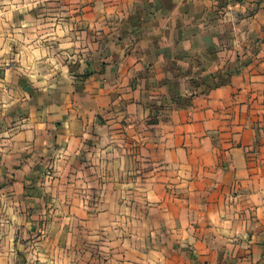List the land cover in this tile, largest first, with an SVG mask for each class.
<instances>
[{
	"label": "crops",
	"instance_id": "crops-1",
	"mask_svg": "<svg viewBox=\"0 0 264 264\" xmlns=\"http://www.w3.org/2000/svg\"><path fill=\"white\" fill-rule=\"evenodd\" d=\"M0 163L41 264H259L264 0H0Z\"/></svg>",
	"mask_w": 264,
	"mask_h": 264
},
{
	"label": "rangeland",
	"instance_id": "rangeland-1",
	"mask_svg": "<svg viewBox=\"0 0 264 264\" xmlns=\"http://www.w3.org/2000/svg\"><path fill=\"white\" fill-rule=\"evenodd\" d=\"M196 83L199 84V82ZM3 120L6 123L8 122L6 119ZM2 165L7 168L6 171H3ZM9 167L10 165L8 164L0 163V264H41V262L47 261V259H43V254L64 250V239L61 233L63 228L57 226V212L55 216H49L44 210L49 207V203L44 204V207L40 204V207L25 210L26 195L23 193V197L20 195L16 196L11 191V188L8 187L12 178L9 173L11 171L8 170ZM71 213L68 215L70 216ZM133 216L135 217L134 219H138V212H134ZM51 221L55 225L51 226L49 224ZM108 229L105 227L98 228L97 237H92V239L95 238L96 242L93 244L94 241H92V248L89 246L90 241H88L87 236H80L79 232L77 237H68L70 241L69 249L73 250L74 245L77 244V246H81L82 251L84 249L86 251H95L98 259L92 261L93 264H107L104 255ZM129 229L132 232L133 230H138V227L132 224ZM146 230H148L147 227ZM80 233L83 234L85 231ZM101 250L104 251L103 254ZM50 261L52 264H65V259L63 258L54 257ZM82 261V264H84V262L89 260L82 259ZM114 262L116 263V261ZM116 264L119 263L117 262Z\"/></svg>",
	"mask_w": 264,
	"mask_h": 264
},
{
	"label": "built area",
	"instance_id": "built-area-1",
	"mask_svg": "<svg viewBox=\"0 0 264 264\" xmlns=\"http://www.w3.org/2000/svg\"><path fill=\"white\" fill-rule=\"evenodd\" d=\"M259 264H264V257L262 258Z\"/></svg>",
	"mask_w": 264,
	"mask_h": 264
}]
</instances>
